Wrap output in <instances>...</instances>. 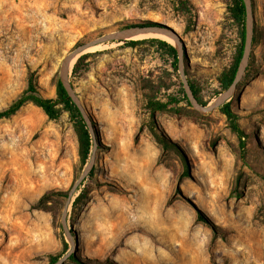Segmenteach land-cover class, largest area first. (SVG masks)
<instances>
[{
	"label": "rangeland",
	"instance_id": "rangeland-1",
	"mask_svg": "<svg viewBox=\"0 0 264 264\" xmlns=\"http://www.w3.org/2000/svg\"><path fill=\"white\" fill-rule=\"evenodd\" d=\"M190 2L196 17L189 30L179 0H0V110L27 87L31 71L55 98L71 49L143 20L181 36L187 76L213 103L238 27L231 0ZM253 3L252 56L230 99L248 135L245 159L220 107L204 114L184 99L178 64L152 41L160 38L87 51L71 79L96 125L95 181L70 207L79 261L63 264H264V0ZM151 98L168 108L152 112ZM152 121L178 150L156 140ZM85 166L68 112L53 120L28 102L0 120V264H50L51 253L62 254L65 243L71 249L61 225L66 198L52 193L69 190Z\"/></svg>",
	"mask_w": 264,
	"mask_h": 264
},
{
	"label": "trees",
	"instance_id": "trees-1",
	"mask_svg": "<svg viewBox=\"0 0 264 264\" xmlns=\"http://www.w3.org/2000/svg\"><path fill=\"white\" fill-rule=\"evenodd\" d=\"M181 4L182 11L188 15L189 18V24L187 25V29H191L193 26L194 18L196 17V11L194 5L190 2V0H179ZM232 4L230 6V13L231 17L236 23L238 27V33H239V44L236 48V52L233 56L232 64L229 68L224 70L220 77V86L222 88V92L231 85L233 82V79L235 77L238 64L240 62L242 51H243V43L245 38V20H246V10L243 0H231ZM159 24L156 22H152L149 20H143L141 22H127L123 28L126 27H133V26H158ZM256 33V30H255ZM126 41V40H124ZM153 42H156L158 47L163 51L164 54L168 55L169 57H172L174 59L173 65L175 68H177L178 64V51L176 47L171 44L170 42H167L165 40L161 39H152ZM255 41V37H254ZM131 44H135L136 41H131ZM91 55V53H85L81 55L74 63L73 69H72V77L76 78L79 75V72L81 70L82 64L85 62V60ZM191 88L199 100V102L205 106L208 105V102L204 101L201 98L200 95V89L197 87V85L192 82L189 79ZM240 85V84H239ZM220 92V94L222 93ZM181 93L185 100L188 101V98L186 96L185 91L183 88L181 89ZM171 100H176V98L171 97ZM32 102L33 104L41 107L45 114L49 117V119H58L63 112H68L71 120L73 122L74 129L76 131L77 137H78V143H79V155L80 160L83 166L89 161V158L91 156V151L93 149V138L90 134V131L80 113L77 106L72 102V100L68 97V94L64 87L62 86L61 82H57V96L55 98L47 97L45 96L41 88L39 87L36 79V72L31 71L28 78V84L27 87L23 90V92L17 97L14 101H12L7 107L0 110V120L5 118H10L14 116L26 103ZM190 104V103H189ZM169 106L168 101H161L158 99L151 98L148 103L147 107L151 109L152 112L156 110H164L167 109ZM220 110L227 116L228 121L230 123L231 129L238 135L240 139V147H241V157L245 159L246 157V142L244 140L245 137L248 135L244 131V129L239 124V116L234 111L232 107V100L226 102L222 106H220ZM150 129L152 130L156 140L164 147V148H172L176 149L177 145L167 137H164L159 131L156 126V123L152 121V124L150 126ZM187 171V170H185ZM95 167L92 169L88 179L86 180L87 184L94 183L95 178ZM87 184L81 188L78 196L73 201V209H76L80 203H82L88 196V187ZM67 191H57L53 192L52 195H60L64 198H67ZM51 194L44 195L40 201L41 203L47 202L50 199ZM40 205V204H39ZM68 245L65 243L64 252L62 254H53L51 253L49 255L50 257V264L56 263L68 250ZM70 260L72 261H79L77 256L75 254L71 255ZM92 264H101L99 260H92L88 261Z\"/></svg>",
	"mask_w": 264,
	"mask_h": 264
},
{
	"label": "water",
	"instance_id": "water-1",
	"mask_svg": "<svg viewBox=\"0 0 264 264\" xmlns=\"http://www.w3.org/2000/svg\"><path fill=\"white\" fill-rule=\"evenodd\" d=\"M246 10V20H245V38L243 43V51L240 62L238 64V68L233 79V82L228 87V89L224 90L213 103L208 104L207 106L201 104L197 97L195 96L189 78L186 73L185 65L183 57L186 54V45L181 38V36L173 30L171 27L166 25L159 24L158 26H133L126 27L117 30H113L110 32L103 33L98 37L87 40L75 46L71 49L62 59V63L59 70V81L62 86L66 90L68 97L72 100V102L77 106L80 111L89 131L92 135V138L95 140L93 144V151L89 158L88 163L83 169L80 176L77 180L72 184L71 188L67 191V198L64 203V207L61 214V225L66 234L68 240L71 243V249L64 254L56 263L54 264H63L66 260L70 258L72 253L75 251L77 247V235L74 230L69 227L68 218H69V210L74 201L75 195L80 192L81 188L85 186L86 180L88 179L92 169L95 167V157L97 150V142H96V125L93 121V118L88 111L85 104L82 102L75 86L73 80L71 79L72 70L70 69V64L72 61H76L81 55L87 53V51L97 45L109 42V41H123L127 40L128 36L134 34L136 32H151V31H161L171 35L176 42L174 45L178 51V70L181 76L182 85L186 96L188 98L189 103L192 107L198 110L201 113H209L213 111L215 108H219L226 102L230 101L233 96H235L239 84L242 82L250 63V59L253 51L255 30H256V17L254 11V3L253 0H243ZM75 63V62H74ZM73 69V67H72ZM78 195V194H77ZM74 235V237H73Z\"/></svg>",
	"mask_w": 264,
	"mask_h": 264
},
{
	"label": "bare ground",
	"instance_id": "bare-ground-1",
	"mask_svg": "<svg viewBox=\"0 0 264 264\" xmlns=\"http://www.w3.org/2000/svg\"><path fill=\"white\" fill-rule=\"evenodd\" d=\"M148 18L153 19V20H158L157 17H155V15H149ZM147 37H157L167 42H170L171 44L174 42V38L171 35L165 32H161V31H151V32L140 31V32H136L134 34L129 35L127 38L128 39H142V38H147ZM74 62L75 61H72V63L70 64L71 70L74 65Z\"/></svg>",
	"mask_w": 264,
	"mask_h": 264
}]
</instances>
